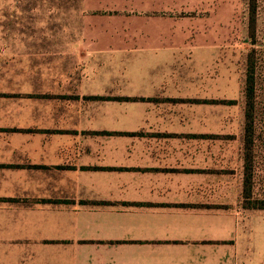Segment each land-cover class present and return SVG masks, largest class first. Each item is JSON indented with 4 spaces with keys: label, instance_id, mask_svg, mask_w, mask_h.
Here are the masks:
<instances>
[{
    "label": "crops",
    "instance_id": "0c3cea01",
    "mask_svg": "<svg viewBox=\"0 0 264 264\" xmlns=\"http://www.w3.org/2000/svg\"><path fill=\"white\" fill-rule=\"evenodd\" d=\"M173 3L99 42L0 29V264H251L242 220L263 211Z\"/></svg>",
    "mask_w": 264,
    "mask_h": 264
},
{
    "label": "rangeland",
    "instance_id": "374dc122",
    "mask_svg": "<svg viewBox=\"0 0 264 264\" xmlns=\"http://www.w3.org/2000/svg\"><path fill=\"white\" fill-rule=\"evenodd\" d=\"M136 1L129 5V0H0V29L68 30L61 33L60 39L73 38L75 34L77 40V35L81 34V38L88 33L89 39L99 42L101 38L112 39L127 35V31L138 26L140 13L143 12L136 7L142 0ZM173 4L176 10L172 13L173 22L187 33L185 40L190 46V54L194 53L191 50L193 46L197 48L200 62L198 72L202 70L205 75L212 72L215 81H220L217 84L215 82L214 88L220 86L222 128H226L228 133L222 134V138L229 139L230 155L240 158L244 119L241 102L244 57L251 47L244 24L245 0H182V9L177 3ZM102 33L105 35L101 36ZM87 44L91 49L96 46L94 43ZM109 50V53H116ZM97 52L104 54L105 51ZM97 52L90 50L77 54L84 56ZM189 52L186 53L188 57ZM84 61L80 62L81 66ZM96 63L98 62L94 60L93 64ZM232 99L236 100V104L224 105ZM239 184L240 177L237 179V185ZM241 230L242 239H250L251 250L246 253L248 261L251 264H264V212L242 220Z\"/></svg>",
    "mask_w": 264,
    "mask_h": 264
},
{
    "label": "trees",
    "instance_id": "16d2710c",
    "mask_svg": "<svg viewBox=\"0 0 264 264\" xmlns=\"http://www.w3.org/2000/svg\"><path fill=\"white\" fill-rule=\"evenodd\" d=\"M245 6L246 38L251 47L244 57L241 96L240 204L244 210L264 212V0H245Z\"/></svg>",
    "mask_w": 264,
    "mask_h": 264
}]
</instances>
